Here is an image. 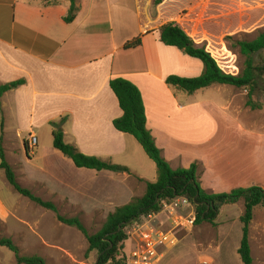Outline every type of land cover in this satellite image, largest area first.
<instances>
[{"label":"crops","instance_id":"1","mask_svg":"<svg viewBox=\"0 0 264 264\" xmlns=\"http://www.w3.org/2000/svg\"><path fill=\"white\" fill-rule=\"evenodd\" d=\"M168 1L153 6V0H76L75 18L71 23H65L69 0H0V86L22 82L0 98V151L6 162L10 155L8 147L15 143L23 147L27 156H33L34 149L28 153L26 149L30 136L36 137L38 146V132L44 131L49 138L48 144H53L55 128L52 124H59L64 142L74 146L79 153L111 163L113 159H126L129 147V165L125 167L142 171L145 153L143 155V150L139 151L133 145L131 136L118 132L112 124L122 112L109 81L120 77L139 90L146 129L172 170L196 165L201 188L209 194L250 187L264 190V148L252 146L253 152L260 149V155L257 162L252 160L253 154L248 159L243 153L246 140L237 141L233 136L237 133L229 131L223 138L222 125L210 114L211 110L223 114L230 121L227 126L234 125L226 112L239 97L238 91L229 86L213 85L190 95L165 83L169 76L190 79L203 72L199 69L198 74L186 76L190 65L185 58L189 57L159 41L155 31L165 23L154 24L150 13L151 9L161 13ZM136 38H141V46L123 49L127 42ZM225 87L232 90L225 104L198 99V94L213 88L221 96L228 91L223 89ZM240 102L231 115L248 120L251 125L259 122L264 126V120H260L264 117L262 106L245 109L244 105L239 106ZM241 130L246 136L255 134L253 130ZM179 145L181 151L169 152L170 146ZM184 147L187 155H194L186 162L181 157ZM51 155L81 176L91 174L100 180L115 174L78 169L55 149ZM124 176L128 178L126 174ZM38 187L42 189L40 184ZM11 188L0 170V226L4 228L0 237L13 244L15 241L21 243L14 245L24 257L45 259L66 253L60 243L46 239L49 234L43 229V219L23 216L27 205L13 200ZM131 190L134 188L130 186L117 190L110 188L108 196L97 197L104 205L120 204L125 197L132 198ZM67 195L62 197L63 201L72 204L73 196ZM229 206L232 205L224 206L220 213L230 210ZM243 211L244 206L239 212L240 217ZM241 229L240 220L237 226L229 229L225 224L215 226L221 240L230 237L236 254ZM248 241L253 264H264V208L253 210ZM5 249L0 247V264H17L15 256L6 259ZM160 249L157 264H167L174 251L170 247ZM237 257L234 256L233 262L242 264Z\"/></svg>","mask_w":264,"mask_h":264},{"label":"rangeland","instance_id":"2","mask_svg":"<svg viewBox=\"0 0 264 264\" xmlns=\"http://www.w3.org/2000/svg\"><path fill=\"white\" fill-rule=\"evenodd\" d=\"M150 8L153 7L150 6ZM150 15L154 20V24L157 25L167 22L176 23L196 45L204 47L205 51L210 54L223 73L230 75H238L244 68V58L240 55L238 48H233L234 43L237 41H252L261 32H264V0H170L162 7L161 13H155L151 9ZM185 59L190 65V68L188 67L189 69L185 72L187 73L186 76L198 74V70L203 69L201 62L198 60ZM261 59H264V52L256 58V60ZM223 89L228 91L221 96L217 95L216 88H213L198 94V99H211L217 103L225 104L229 100L230 91L232 90L228 87ZM236 90L240 95L236 98L237 100H235L232 109L226 112L230 116L231 121L234 122V125L227 126L230 121L223 114H218L213 110L211 111L214 113L210 112V114L216 122L222 125L220 131L223 138H226L225 132L229 131L237 133V135L233 133L237 141L246 140V148L243 153L246 154L248 159H251L253 154L252 160L257 162L260 149L253 152L251 147L260 146L264 148V126L259 122L251 125L248 120L236 119L231 115L235 113V106L240 101V107L244 105L245 109H251L246 105L248 90ZM251 100L253 104L262 106L264 115L263 80H258L257 88L252 93ZM260 120H264V117ZM241 128L253 130L255 134L246 136ZM37 138L39 140L38 146L34 148L33 156L31 154L27 156L23 147L18 146L17 143L8 147L10 155H8L7 163L12 168L17 182L36 197L53 203L56 206L58 215L65 218H77L89 235L97 233L108 214L112 213L116 208L126 205L135 197H141L144 194L146 183H154L156 181V166L146 156L144 157L145 165L143 170L128 168L131 171V174H126L128 178L124 174L118 173L111 174L113 177L110 175L103 176L100 180L93 178L91 174H89V177L81 176L73 172L74 170L69 169L59 158L51 155V151L54 148L52 144H48L49 138H47L44 131L38 132ZM130 140L139 151H142L133 138H130ZM181 148L180 145L170 146L168 150L172 153L181 151ZM28 152L30 151L28 150ZM130 152L131 149L128 147L127 154ZM127 154L126 159L123 158V160L120 159L118 161L113 159L110 164L127 166ZM193 156L192 154L187 155L186 147L183 148L181 157H183L185 162ZM134 181L137 183L133 184ZM38 184L41 185L42 189L38 187ZM128 186L134 188V191L131 190V193L133 192L134 194L132 198L125 197L122 199L120 204L106 203L104 205L101 203V199L97 197L108 196L110 188L117 190L125 189ZM108 188L109 190H107ZM105 192L107 193L105 194ZM67 194L73 196L74 202L72 204L63 201L62 197H68ZM13 200L26 203L27 209L23 216L43 219V229H46V233L49 234L46 239L48 241L55 240L67 250L61 256H50L43 259L45 264L95 263L96 253L94 252L90 253L87 259L84 258L87 242L75 228L61 224L56 219L55 213L44 210L15 191H13ZM238 205L229 206L230 210L219 212L215 219L216 225L225 224L227 229L237 226L240 218L239 212L243 209V202ZM183 215L185 216V214ZM153 224L163 231L173 230L170 221L164 215L158 217ZM132 225L127 226L125 230L128 231ZM3 229L0 226V233H4ZM173 233L177 241L173 247H170V250L174 252L168 259L167 264H235L233 259L238 254L234 252L233 241L229 240L230 237L226 240H221L219 233L215 232V226L202 224L192 228L179 227ZM218 238L219 241H216ZM135 239L136 237H131L125 243L124 252L127 257L130 256L132 250L136 247ZM183 239H186L187 242L181 243L180 241ZM14 244L20 246L21 243L15 241ZM165 247L161 249L164 250L166 249ZM5 253L7 255L6 259L15 256L13 252L7 249H5Z\"/></svg>","mask_w":264,"mask_h":264},{"label":"trees","instance_id":"3","mask_svg":"<svg viewBox=\"0 0 264 264\" xmlns=\"http://www.w3.org/2000/svg\"><path fill=\"white\" fill-rule=\"evenodd\" d=\"M69 2V10L64 18L65 23H71L74 20L78 9L76 0H69ZM162 2L163 0H153V6H158ZM155 32H157L159 41L163 45L181 51L187 57L201 62L203 66L202 74L196 78L187 79L169 76L165 80L169 87L190 95L213 85L245 89L248 90L246 105L251 109L260 107L253 104L251 97L257 88L258 80L264 81V59L256 60L264 52V32H261L252 41H237L234 43L233 48H238L240 55L244 58V68L238 75L223 73L204 47L196 45L176 23H165ZM139 46H141V38H136L127 42L123 49L131 50ZM21 84L22 82L18 81L0 86V98L3 94ZM109 87L115 95L122 112V116L113 121V127L118 132L131 136L148 159L156 166V181L146 183L144 194L141 197H135L126 205L116 208L108 214L100 230L93 235H89L77 218H65L58 215L56 206L53 203L44 201L23 188L17 182L12 168L6 162L3 151H0V170H3L7 183L19 195L44 210L55 213L56 219L61 224L75 228L80 232L87 242L84 258L87 259L88 255L94 252L96 253V264H129V258L124 252L125 243L129 239L125 229L143 216L160 212L164 201L169 202L176 198L186 199L196 214L194 226L202 224L216 226L215 219L224 206L235 205L242 201L244 211L239 219L242 225V237L237 254L242 264H253L248 241V227L253 218L254 208H264V190L260 187H250L238 188L220 194L205 192L201 188L196 165L193 164L188 169L172 170L161 156L160 150L156 147L152 136L146 129V117L139 90L132 83L120 77L112 78L109 81ZM52 125L55 128L52 132L53 148L70 159L76 168L97 172L108 171L118 174H131L126 167L110 164L96 157L79 153L74 146L64 142L63 132L58 131L61 125ZM26 153H28L27 149ZM0 247L13 252L17 264H45V261L38 257L20 256L17 247L7 238L0 237Z\"/></svg>","mask_w":264,"mask_h":264},{"label":"built area","instance_id":"4","mask_svg":"<svg viewBox=\"0 0 264 264\" xmlns=\"http://www.w3.org/2000/svg\"><path fill=\"white\" fill-rule=\"evenodd\" d=\"M36 137L30 136L28 150L31 152L36 147ZM185 214V216L183 215ZM166 216L173 230L163 231L158 229L153 222L160 216ZM195 211L191 204L183 198H176L169 202H162V209L158 213L143 216L137 222L132 223L126 231L129 238L136 237V247L132 250L129 264H157L160 259L159 249L174 245L173 231L182 228H192L195 223Z\"/></svg>","mask_w":264,"mask_h":264},{"label":"water","instance_id":"5","mask_svg":"<svg viewBox=\"0 0 264 264\" xmlns=\"http://www.w3.org/2000/svg\"><path fill=\"white\" fill-rule=\"evenodd\" d=\"M95 264H96V261H95Z\"/></svg>","mask_w":264,"mask_h":264}]
</instances>
